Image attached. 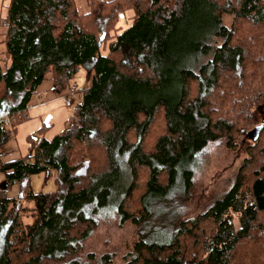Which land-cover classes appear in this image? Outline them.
I'll use <instances>...</instances> for the list:
<instances>
[{
  "label": "trees",
  "instance_id": "1",
  "mask_svg": "<svg viewBox=\"0 0 264 264\" xmlns=\"http://www.w3.org/2000/svg\"><path fill=\"white\" fill-rule=\"evenodd\" d=\"M87 4L78 14L75 0H9L0 19V146L44 82L65 94L81 71L87 79L61 132L31 156L0 160L6 186L20 189L16 198L0 192V264H81L73 256L104 216L146 221L191 187L210 143L234 150L244 132L254 140L229 191L164 240L135 242L124 259L264 264V0ZM41 173L52 174L54 191L32 193Z\"/></svg>",
  "mask_w": 264,
  "mask_h": 264
},
{
  "label": "rangeland",
  "instance_id": "2",
  "mask_svg": "<svg viewBox=\"0 0 264 264\" xmlns=\"http://www.w3.org/2000/svg\"><path fill=\"white\" fill-rule=\"evenodd\" d=\"M8 2L9 0L0 1V19L6 14ZM130 15L127 13L125 16ZM223 23L228 26L230 17L224 16ZM119 25L124 28L128 22L121 19ZM73 83L76 84V93L72 96L70 108L65 106L64 93L53 89V83L50 80L40 86L33 98L32 106L21 114L22 121L15 125V131H11L7 142L0 146L2 162L26 155L31 156L34 146L42 137L51 139L62 131L65 120L72 114L75 105L80 102L82 91L87 86L85 73L81 71ZM259 117L264 119V110L261 108H259ZM11 123L12 121L8 126ZM43 127L47 129L40 133L39 130ZM253 140L254 132L242 133L237 139V148L234 150L226 148L223 141L210 143L205 154L197 162L191 187L180 192L179 197L174 199V203L169 205L158 203L154 206L152 214L146 218L147 220L145 219L146 221L136 223L126 221L121 226L115 212L104 216L96 230L83 243L81 250L73 257H77L81 264H97L100 256L110 254L112 255L110 264H126L124 256L131 251L135 242L143 240L147 243H157L164 240V237L176 229L181 221L204 213L229 191L246 157L245 148ZM45 175L41 173L30 178L32 193L55 190L52 174L49 179H46ZM6 185L5 175L0 172V192H4L8 198H16L20 192L19 186L13 184L7 187ZM23 220L30 221L28 216L23 217ZM234 226H238L237 218H235ZM88 254H93L94 258L87 257ZM68 260L69 258H64L62 261H44L42 264H62Z\"/></svg>",
  "mask_w": 264,
  "mask_h": 264
},
{
  "label": "built area",
  "instance_id": "3",
  "mask_svg": "<svg viewBox=\"0 0 264 264\" xmlns=\"http://www.w3.org/2000/svg\"><path fill=\"white\" fill-rule=\"evenodd\" d=\"M75 93H76V84L73 83V84L69 87L68 91L63 95L64 98H65V106H66L67 108H70V107H71V105H72V101H73L72 96H73ZM19 116H21V114H19ZM2 119L4 120L5 125L8 126V125L10 124V122L12 121L13 118H9V117H6V116H5V117H3Z\"/></svg>",
  "mask_w": 264,
  "mask_h": 264
},
{
  "label": "crops",
  "instance_id": "4",
  "mask_svg": "<svg viewBox=\"0 0 264 264\" xmlns=\"http://www.w3.org/2000/svg\"><path fill=\"white\" fill-rule=\"evenodd\" d=\"M102 1H105V2H109V1H112V0H102ZM75 6H76V10H77V12H78V14H84V13H87L88 12V10H89V7H88V4H87V0H75ZM3 48V47H2ZM53 89H54V87H53ZM35 97V96H34ZM28 110V109H27ZM26 110V111H27ZM25 111V112H26ZM10 126H8V128H9ZM55 136V135H54ZM53 136V137H54ZM10 137V136H9ZM52 137V138H53ZM51 138V139H52ZM47 140H50V139H47Z\"/></svg>",
  "mask_w": 264,
  "mask_h": 264
}]
</instances>
